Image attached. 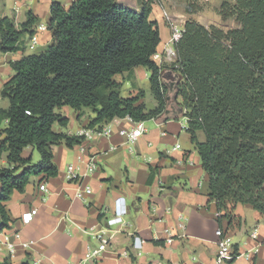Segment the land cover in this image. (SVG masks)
Segmentation results:
<instances>
[{
    "label": "trees",
    "instance_id": "16d2710c",
    "mask_svg": "<svg viewBox=\"0 0 264 264\" xmlns=\"http://www.w3.org/2000/svg\"><path fill=\"white\" fill-rule=\"evenodd\" d=\"M137 1L139 9L119 0H73L68 7L52 0L51 44L9 62L15 74L1 89L9 105L0 107V232L13 228L7 202L15 191L24 192L34 176L43 182L59 174L53 146L83 140L55 130V124L69 123L59 108H92L88 127L115 118L147 121L166 109V64L154 58L161 43L159 23L151 17L156 0ZM220 13L238 26L224 31L187 20L177 59L168 66L182 76L178 95L187 131L209 175V199L223 229L222 218L231 220L238 204L251 205L264 217V0H223ZM37 22L31 11L19 26L8 16L0 18V52L26 50L22 36L33 34ZM139 66L151 72L153 108L140 102L144 90L124 97L114 79ZM30 146L38 161L32 153L24 155ZM0 264L12 261L7 256Z\"/></svg>",
    "mask_w": 264,
    "mask_h": 264
},
{
    "label": "crops",
    "instance_id": "0c3cea01",
    "mask_svg": "<svg viewBox=\"0 0 264 264\" xmlns=\"http://www.w3.org/2000/svg\"><path fill=\"white\" fill-rule=\"evenodd\" d=\"M57 1L66 7L72 3H68L71 0ZM119 1L139 9L137 0ZM159 1L153 3L151 17L159 23L161 43L158 53L163 54L170 25L157 18ZM25 2L15 0L14 17L4 15L16 26L27 20L26 17L18 21V6L22 7ZM51 2L32 0L27 4V13L31 11L38 18L34 32L39 24L48 26ZM31 35L25 33L22 36L23 45ZM39 38V45L47 49L52 42V33L49 29L40 32ZM27 54L31 53L22 49L16 53L0 52V98L4 83L15 74L9 62ZM165 64L162 81L167 87L166 109L150 123L145 121L147 131L136 142L128 143L120 133L122 129L134 127L135 122L130 117L113 119L106 123L112 128L109 136L86 142L89 152L97 156L99 163L98 170L84 181L93 188L88 201L74 197L79 185L69 182L66 177L67 164L77 162L76 144L53 146L59 174L46 178L47 191L40 189L43 182L39 175L31 178L24 192L13 193L7 202L11 224L22 232L24 241L34 240L35 244L29 249L18 246L16 256L11 258L12 264H30L38 259L41 260L39 264L80 262L88 248L96 245L93 233L101 223L105 224V217L112 215L115 200L120 196L126 198L129 207L127 223L113 226L115 237L110 248L95 262L85 264H214L218 252L216 231L220 225L216 204L209 199V175L203 169L200 155L186 129L185 108L178 95L182 76L171 70L168 62ZM150 74L147 68L139 66L115 75L114 79L121 83V93L122 87L129 84V95L122 93L124 97L135 96L144 90L145 96L140 102L153 108L157 105L155 98L149 105L146 90L139 85L140 79L150 80ZM2 99L0 107H7L9 103ZM57 111L66 116L69 123L66 127L55 124V130L70 136H80L95 116L92 108L76 110L66 105ZM203 136L204 133L199 132L200 140H204ZM177 145L180 147L176 148ZM31 153L35 157L36 151L31 146L24 151L25 156ZM3 164H6V155ZM32 209H37L33 220L23 223L22 214ZM232 215L231 220L222 218V226L232 236L239 255L228 264H264V217L248 204L236 205ZM181 218L185 229L177 227ZM255 230L257 236L253 237ZM133 235L145 240L143 248L133 247ZM168 237H173V243H166ZM125 251L127 254L123 253ZM6 257V250H0V261Z\"/></svg>",
    "mask_w": 264,
    "mask_h": 264
},
{
    "label": "built area",
    "instance_id": "2783aa9c",
    "mask_svg": "<svg viewBox=\"0 0 264 264\" xmlns=\"http://www.w3.org/2000/svg\"><path fill=\"white\" fill-rule=\"evenodd\" d=\"M185 27V21L181 22L179 20L172 21L170 23V36L166 43L164 44L163 54L157 53L155 59L160 62L173 63L177 59L176 44L180 41L183 36ZM48 30V26L45 24H39L36 32H34L29 41L26 43V51L34 50L39 46L40 38L39 33ZM1 56H0V67H1ZM131 118V117H130ZM135 125L131 129H122L121 134L127 138L128 143L136 142L146 131V122L143 120L135 121ZM187 129V126H186ZM112 132V128L109 124L103 125L102 127H89L84 129L80 136H83V140L76 144L78 149L77 152V162H71L66 166V177L69 182H74L79 185L74 197L88 201V197L93 193V188L90 184H85L84 181L88 177L92 176L99 167L97 156L89 152L87 141L100 136H109ZM180 146H176L179 148ZM40 189L47 191V184L43 181L40 185ZM104 211V210H103ZM37 209H32L22 214L21 220L23 223L28 224L33 220ZM129 213V207L127 205L126 198L120 196L115 200L114 210L111 216L105 217L104 223L98 226L94 233L93 239L97 242L95 246H91L85 252L83 260L76 264H85V262H95L98 260L105 251H107L115 237V232L113 231V226H124L126 222V216ZM185 222L181 218L177 227L179 229H185ZM217 235V247L218 252L214 259V264H228L230 261L237 258L239 255L238 250L235 248V243L231 235L225 232L224 229L218 228L216 231ZM253 237L257 236L256 230L252 233ZM173 237H168L166 240L167 244L173 243ZM145 240L139 235H133V247L136 249L143 248ZM35 244L34 240L24 241L23 234L20 230L10 228L5 229L0 232V250H6L7 256L14 258L16 256V251L18 246L22 245L26 249L31 248ZM256 252L259 248H255ZM127 254V251L123 252ZM41 260L38 259L34 263L39 264ZM178 264H184L182 262Z\"/></svg>",
    "mask_w": 264,
    "mask_h": 264
},
{
    "label": "rangeland",
    "instance_id": "374dc122",
    "mask_svg": "<svg viewBox=\"0 0 264 264\" xmlns=\"http://www.w3.org/2000/svg\"><path fill=\"white\" fill-rule=\"evenodd\" d=\"M32 0H26L23 6H18V21H23L26 19V13L28 11L27 4ZM67 2V0H62ZM72 0L68 3H71ZM223 0H160L158 7V16L160 20L166 22L170 25L172 21L179 20L181 22L187 21L189 19L197 21L207 27L212 25L222 28L224 31H229L232 28L238 26L234 18L224 19L220 13V8ZM70 5V4H68ZM13 6H15V0H0V18L4 15L14 17ZM189 9H193V12H189ZM46 48L42 46H37L34 50H28L30 53H40ZM139 85L142 89L146 90V101L149 105L154 101L152 91L150 89V80L140 79ZM128 85L122 87V93L124 96L129 95ZM2 97L0 98L1 102ZM6 103H9V100L5 98ZM1 105V104H0ZM152 120H147V123H150ZM204 138V136H203ZM40 159V155L36 151L34 157L35 161Z\"/></svg>",
    "mask_w": 264,
    "mask_h": 264
},
{
    "label": "water",
    "instance_id": "95a60500",
    "mask_svg": "<svg viewBox=\"0 0 264 264\" xmlns=\"http://www.w3.org/2000/svg\"><path fill=\"white\" fill-rule=\"evenodd\" d=\"M179 84V83H178Z\"/></svg>",
    "mask_w": 264,
    "mask_h": 264
}]
</instances>
